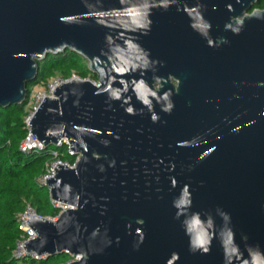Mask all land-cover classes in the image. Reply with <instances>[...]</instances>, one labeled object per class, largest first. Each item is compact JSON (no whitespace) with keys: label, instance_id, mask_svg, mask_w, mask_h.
<instances>
[{"label":"water","instance_id":"obj_1","mask_svg":"<svg viewBox=\"0 0 264 264\" xmlns=\"http://www.w3.org/2000/svg\"><path fill=\"white\" fill-rule=\"evenodd\" d=\"M259 0H0V107L70 50L91 79L55 87L29 122L74 167L68 205L32 216L27 252L64 264H264V6Z\"/></svg>","mask_w":264,"mask_h":264},{"label":"trees","instance_id":"obj_2","mask_svg":"<svg viewBox=\"0 0 264 264\" xmlns=\"http://www.w3.org/2000/svg\"><path fill=\"white\" fill-rule=\"evenodd\" d=\"M254 6L262 8L264 0H259ZM72 69L78 70L80 78L91 74V79L96 80V76L88 70L86 61L66 50L56 55L50 54L38 62L36 78L27 83L28 95L32 84L44 80L55 71L69 78ZM24 104L0 107V264H63L71 259L66 252L39 259L29 255L18 258L12 256L20 234L17 214L24 208L26 201L42 216L58 212L51 203L48 187L39 184L37 177L49 162L60 159L72 164L75 161V156L68 154L66 146L50 145L29 153L19 149L20 142L27 134L23 121ZM52 150H57L58 155L54 156Z\"/></svg>","mask_w":264,"mask_h":264},{"label":"built area","instance_id":"obj_3","mask_svg":"<svg viewBox=\"0 0 264 264\" xmlns=\"http://www.w3.org/2000/svg\"><path fill=\"white\" fill-rule=\"evenodd\" d=\"M72 77L70 78H66L63 80H59L57 82H55L54 84H50L48 87L49 92L46 93L44 92L42 95H40L37 99H31V98H27L26 102H25V106L28 108H30V113L27 114L24 118L23 121L25 123V127L27 129V134L25 136V138L20 142L19 144V149L22 152L25 153H29L31 151H40L45 149L46 147L44 145H41V142L35 137L34 134L31 133L30 131V125L29 122L31 120L32 115L34 114V112L37 110V108L39 107L40 103L42 102V100L46 97V96H51L53 94V90L55 87H58L61 83H64L68 80H70ZM93 82L95 84H97L96 80H93ZM56 147H62V146H66V150L68 152V154H70L71 156H75V161L74 163L70 164L67 161H62L60 159H57L53 162L50 163V165L46 164V167L44 169V171L37 177V182L41 185L46 186V178L48 177H53L55 174V166L57 164H62V165H67L70 167H74L76 165V162L79 159V154L75 153V151L71 148L70 144H69V140L67 138H62L60 139L56 144H54ZM52 153L54 156L58 155V151L57 150H52ZM51 203L54 205L55 208L58 209V212L55 215H48V216H43L51 221H55L57 220L59 214L65 210L66 208H68V205L63 203V202H59L56 200L51 199ZM42 216L39 213H37L36 209L32 206V204L28 201L25 202L24 208L18 212L17 214V223H18V228L20 230V234L19 237L16 241V245L15 248L13 249L12 252V256L13 257H22V256H26L29 255L33 258L39 259L42 258L40 256H37L35 253L32 252H27L25 249L24 244L34 238L36 236V232L29 226L28 224V220L32 217V216ZM71 256V260H75L78 259L79 256L78 255H71L70 253H68ZM67 261V262H69ZM66 262V263H67ZM64 264V263H63Z\"/></svg>","mask_w":264,"mask_h":264},{"label":"rangeland","instance_id":"obj_4","mask_svg":"<svg viewBox=\"0 0 264 264\" xmlns=\"http://www.w3.org/2000/svg\"><path fill=\"white\" fill-rule=\"evenodd\" d=\"M79 77L78 76V70L72 69L71 76L70 77ZM69 77V78H70ZM91 74H89L86 79H91ZM66 79L63 77L59 72L55 71L53 74L46 77L44 80H41L37 83H34L29 88V95L28 97L31 99H37L40 95H42L44 92L48 93V87L50 84H54L55 82L59 80ZM92 80V79H91ZM30 113V108L28 106L26 107L25 104L23 106V118ZM51 162L48 163L50 165Z\"/></svg>","mask_w":264,"mask_h":264},{"label":"flooded vegetation","instance_id":"obj_5","mask_svg":"<svg viewBox=\"0 0 264 264\" xmlns=\"http://www.w3.org/2000/svg\"><path fill=\"white\" fill-rule=\"evenodd\" d=\"M255 7V6H254ZM255 8H260V7H255Z\"/></svg>","mask_w":264,"mask_h":264}]
</instances>
